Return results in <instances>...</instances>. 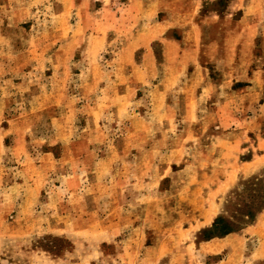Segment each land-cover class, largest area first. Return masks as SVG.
I'll use <instances>...</instances> for the list:
<instances>
[{
	"label": "rangeland",
	"instance_id": "rangeland-1",
	"mask_svg": "<svg viewBox=\"0 0 264 264\" xmlns=\"http://www.w3.org/2000/svg\"><path fill=\"white\" fill-rule=\"evenodd\" d=\"M0 264H264V0H0Z\"/></svg>",
	"mask_w": 264,
	"mask_h": 264
},
{
	"label": "trees",
	"instance_id": "trees-1",
	"mask_svg": "<svg viewBox=\"0 0 264 264\" xmlns=\"http://www.w3.org/2000/svg\"><path fill=\"white\" fill-rule=\"evenodd\" d=\"M247 216H250V219H253V216L254 215L247 214ZM219 221H221V220L220 219H217V221H215V223L213 225V226L220 227L221 231H220V233H218L219 235H224V234H227V233H229V232H231V231L234 230L233 228H230L229 226H223V225L219 226V224H220Z\"/></svg>",
	"mask_w": 264,
	"mask_h": 264
}]
</instances>
